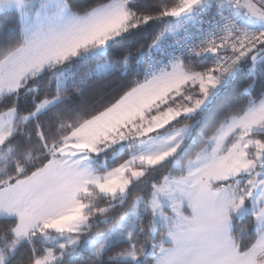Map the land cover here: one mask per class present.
<instances>
[{
  "label": "snow or ice",
  "instance_id": "6c2138e0",
  "mask_svg": "<svg viewBox=\"0 0 264 264\" xmlns=\"http://www.w3.org/2000/svg\"><path fill=\"white\" fill-rule=\"evenodd\" d=\"M6 17L0 264H264V0Z\"/></svg>",
  "mask_w": 264,
  "mask_h": 264
},
{
  "label": "trees",
  "instance_id": "16d2710c",
  "mask_svg": "<svg viewBox=\"0 0 264 264\" xmlns=\"http://www.w3.org/2000/svg\"><path fill=\"white\" fill-rule=\"evenodd\" d=\"M12 23L11 18H0V31H3L4 29L8 28L10 24ZM120 211V210H117Z\"/></svg>",
  "mask_w": 264,
  "mask_h": 264
}]
</instances>
